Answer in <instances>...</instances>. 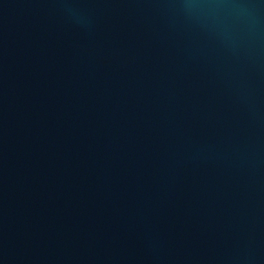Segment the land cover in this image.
Masks as SVG:
<instances>
[{
	"label": "water",
	"instance_id": "obj_1",
	"mask_svg": "<svg viewBox=\"0 0 264 264\" xmlns=\"http://www.w3.org/2000/svg\"><path fill=\"white\" fill-rule=\"evenodd\" d=\"M0 264H264V0H0Z\"/></svg>",
	"mask_w": 264,
	"mask_h": 264
}]
</instances>
